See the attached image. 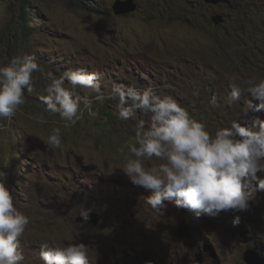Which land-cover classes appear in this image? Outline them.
I'll list each match as a JSON object with an SVG mask.
<instances>
[{"label": "rangeland", "instance_id": "374dc122", "mask_svg": "<svg viewBox=\"0 0 264 264\" xmlns=\"http://www.w3.org/2000/svg\"><path fill=\"white\" fill-rule=\"evenodd\" d=\"M23 1L0 0V67L30 53L45 72L81 66L101 73L102 91L112 83L159 86L212 134L234 119L249 126L264 119L254 110L242 113L247 82L264 79V0H133L136 9L122 15L113 12L116 0H26L27 10ZM213 15L222 21L214 24ZM34 76L26 103L11 120H0V169L30 219L24 264H42L38 246L44 241L84 242L91 264H246L243 254L252 248L264 261V192L236 214L197 217L169 201L151 209L145 203L151 193L120 170L134 158L135 122L119 120L114 102L105 101L96 105L97 117L85 113L65 128L58 115L44 111L45 81L41 73ZM232 83L244 94L229 106ZM213 96L219 107L210 105ZM57 127L63 150H47L43 141ZM83 207L96 214L95 224L75 221Z\"/></svg>", "mask_w": 264, "mask_h": 264}, {"label": "clouds", "instance_id": "9594fccd", "mask_svg": "<svg viewBox=\"0 0 264 264\" xmlns=\"http://www.w3.org/2000/svg\"><path fill=\"white\" fill-rule=\"evenodd\" d=\"M35 73H41L45 81L39 96L44 111L58 115L65 128L75 126L85 113L97 117L96 105L105 101L114 102L113 114L119 120L135 122V144L129 147L134 158L120 170L134 186L151 193L145 197L151 209H163L169 201L197 217L236 214L250 210L257 194L264 192V179L257 175H264V119H252L250 126L234 119L212 134L172 95L160 94L159 86L112 83L102 91L97 71L77 66L56 75L45 72L34 54L24 53L0 67V120H11L26 103L25 93L35 90ZM247 83L243 115L249 110L264 113V79ZM229 87L225 102L231 106L244 92L235 83ZM209 103L216 108L220 102L213 96ZM43 143L47 150H63L61 129H53ZM154 158L159 163L146 166L145 161ZM7 181L8 172L0 169V264H24L22 238L30 219L17 206ZM91 211L81 208L80 224L90 220ZM238 221L236 216L233 223ZM38 247L42 264H91L90 246L84 242L44 241Z\"/></svg>", "mask_w": 264, "mask_h": 264}, {"label": "water", "instance_id": "95a60500", "mask_svg": "<svg viewBox=\"0 0 264 264\" xmlns=\"http://www.w3.org/2000/svg\"><path fill=\"white\" fill-rule=\"evenodd\" d=\"M205 3L208 4H218V3H227L229 4V0H203ZM113 12L115 15H122V14H128L136 9V4L133 2V0H116L113 7ZM211 21L214 24H219L222 21L221 15H213L211 18ZM97 216L96 214L90 213V220L85 224H95L97 222ZM76 222L80 223L81 218L78 216L75 219ZM181 237H185L186 235L181 232L179 233ZM243 260L246 264H264V261L262 258L259 257L257 253L254 251H247L243 254ZM200 262V261H199Z\"/></svg>", "mask_w": 264, "mask_h": 264}, {"label": "trees", "instance_id": "16d2710c", "mask_svg": "<svg viewBox=\"0 0 264 264\" xmlns=\"http://www.w3.org/2000/svg\"><path fill=\"white\" fill-rule=\"evenodd\" d=\"M22 5H23V9H25V10H27V1L25 0V1H23L22 2ZM26 13V12H25ZM27 15V14H26ZM23 20H27V21H29L30 22V20H29V18H28V16H24L23 17ZM250 250H252V251H254L255 253H257L259 256H261V250L260 249H258V248H252V249H250Z\"/></svg>", "mask_w": 264, "mask_h": 264}]
</instances>
